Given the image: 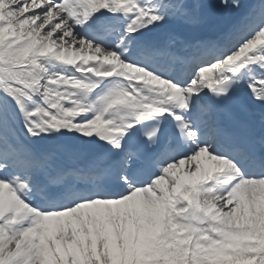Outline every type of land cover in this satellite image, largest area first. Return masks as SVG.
<instances>
[{
    "label": "snow or ice",
    "instance_id": "obj_1",
    "mask_svg": "<svg viewBox=\"0 0 264 264\" xmlns=\"http://www.w3.org/2000/svg\"><path fill=\"white\" fill-rule=\"evenodd\" d=\"M0 264H264V0H0Z\"/></svg>",
    "mask_w": 264,
    "mask_h": 264
},
{
    "label": "bare ground",
    "instance_id": "obj_2",
    "mask_svg": "<svg viewBox=\"0 0 264 264\" xmlns=\"http://www.w3.org/2000/svg\"><path fill=\"white\" fill-rule=\"evenodd\" d=\"M185 167L187 168L188 166H187V165H185Z\"/></svg>",
    "mask_w": 264,
    "mask_h": 264
}]
</instances>
